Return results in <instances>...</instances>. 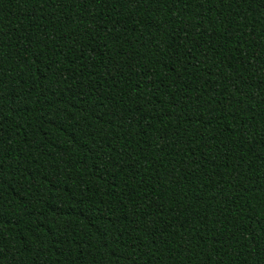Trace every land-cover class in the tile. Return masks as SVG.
I'll return each mask as SVG.
<instances>
[{
  "label": "trees",
  "instance_id": "trees-1",
  "mask_svg": "<svg viewBox=\"0 0 264 264\" xmlns=\"http://www.w3.org/2000/svg\"><path fill=\"white\" fill-rule=\"evenodd\" d=\"M0 264H264V0H0Z\"/></svg>",
  "mask_w": 264,
  "mask_h": 264
}]
</instances>
